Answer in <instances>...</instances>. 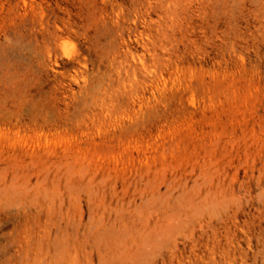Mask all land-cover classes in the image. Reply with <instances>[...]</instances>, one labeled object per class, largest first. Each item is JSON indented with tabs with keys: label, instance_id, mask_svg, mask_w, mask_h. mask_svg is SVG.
<instances>
[{
	"label": "rangeland",
	"instance_id": "1",
	"mask_svg": "<svg viewBox=\"0 0 264 264\" xmlns=\"http://www.w3.org/2000/svg\"><path fill=\"white\" fill-rule=\"evenodd\" d=\"M0 264H264V0H0Z\"/></svg>",
	"mask_w": 264,
	"mask_h": 264
}]
</instances>
